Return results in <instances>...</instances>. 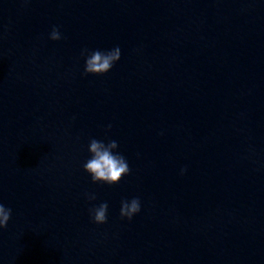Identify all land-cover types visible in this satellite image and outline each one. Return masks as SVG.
<instances>
[{
  "label": "clouds",
  "instance_id": "9594fccd",
  "mask_svg": "<svg viewBox=\"0 0 264 264\" xmlns=\"http://www.w3.org/2000/svg\"><path fill=\"white\" fill-rule=\"evenodd\" d=\"M49 38L53 41H59L62 38L56 26H53ZM81 56L85 58V75H104L120 60L121 49L119 46L109 51H101L99 49L90 51L84 48L81 50ZM107 127L110 130L112 126L108 125ZM117 148L118 143L115 140H110L105 143L95 138L90 139L88 151L91 155L83 167L90 175L92 183H101L109 186L116 185L130 173V167L126 158L115 151ZM184 171L185 169H182L181 174ZM86 196L90 201L97 198L95 194H86ZM140 210L141 202L138 197H134L130 201H121V218L131 220ZM107 212V202H102L99 206H93L89 209L90 216L96 224H104L107 222ZM11 215L12 209L0 203V229L7 227Z\"/></svg>",
  "mask_w": 264,
  "mask_h": 264
}]
</instances>
